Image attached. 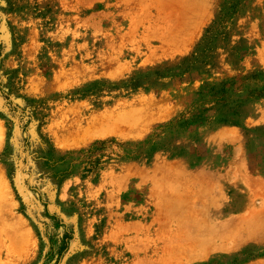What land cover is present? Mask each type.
I'll return each mask as SVG.
<instances>
[{"label": "rangeland", "instance_id": "374dc122", "mask_svg": "<svg viewBox=\"0 0 264 264\" xmlns=\"http://www.w3.org/2000/svg\"><path fill=\"white\" fill-rule=\"evenodd\" d=\"M0 264H264V0H0Z\"/></svg>", "mask_w": 264, "mask_h": 264}]
</instances>
